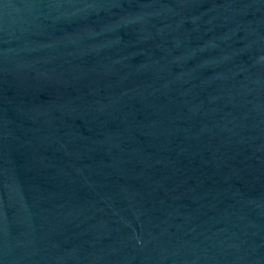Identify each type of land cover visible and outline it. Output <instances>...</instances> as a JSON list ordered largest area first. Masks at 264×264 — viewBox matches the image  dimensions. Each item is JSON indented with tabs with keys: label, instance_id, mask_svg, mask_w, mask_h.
Masks as SVG:
<instances>
[{
	"label": "water",
	"instance_id": "95a60500",
	"mask_svg": "<svg viewBox=\"0 0 264 264\" xmlns=\"http://www.w3.org/2000/svg\"><path fill=\"white\" fill-rule=\"evenodd\" d=\"M0 264H264V0H0Z\"/></svg>",
	"mask_w": 264,
	"mask_h": 264
}]
</instances>
